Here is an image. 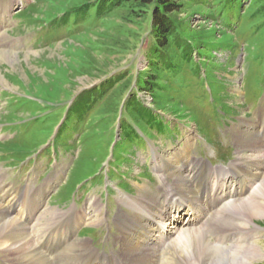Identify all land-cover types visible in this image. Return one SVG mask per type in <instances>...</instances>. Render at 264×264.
Segmentation results:
<instances>
[{
	"label": "rangeland",
	"instance_id": "1",
	"mask_svg": "<svg viewBox=\"0 0 264 264\" xmlns=\"http://www.w3.org/2000/svg\"><path fill=\"white\" fill-rule=\"evenodd\" d=\"M2 1L13 8L0 33V198L47 184L48 208L91 215L97 200L110 227L88 223L77 239L101 253L120 251L121 198H139V184L156 190L174 181L157 171L155 155L191 138L193 158L229 168L243 152L236 131H253L247 122L263 118L264 0L187 3L181 17L195 45L177 36L172 54L153 60L161 67L152 89L134 87L152 68L141 48L145 22L109 13L115 1ZM258 217L262 257L254 264H264ZM188 220L182 212L179 222ZM167 226L173 238L187 230Z\"/></svg>",
	"mask_w": 264,
	"mask_h": 264
},
{
	"label": "bare ground",
	"instance_id": "2",
	"mask_svg": "<svg viewBox=\"0 0 264 264\" xmlns=\"http://www.w3.org/2000/svg\"><path fill=\"white\" fill-rule=\"evenodd\" d=\"M9 5L6 1L0 4V33L13 8ZM261 116L258 122H247L254 126L253 131H236L243 152L229 168H214L193 158L191 138L184 148L168 156L155 155L157 171L174 181L165 180L156 190L139 184V198H121L127 209H121L115 222L120 232L119 252L101 253L91 241L77 239L80 227L107 222L97 200L91 215L88 210L48 208L44 199L51 187L47 184L30 192L26 188L29 195L4 194L0 198V253L5 255L1 264H254L262 257L259 243L254 241L259 232L256 220L264 215V140L258 135L264 138ZM30 195L31 205L24 204ZM184 211L189 220L179 222ZM168 222L178 232L181 226L187 230L173 238ZM226 256H232V262L227 263Z\"/></svg>",
	"mask_w": 264,
	"mask_h": 264
},
{
	"label": "trees",
	"instance_id": "3",
	"mask_svg": "<svg viewBox=\"0 0 264 264\" xmlns=\"http://www.w3.org/2000/svg\"><path fill=\"white\" fill-rule=\"evenodd\" d=\"M115 1L114 8L109 11L117 12L124 18L133 16L135 19L144 21V40L141 41L142 51L147 53L150 59L151 73H141L134 87L150 88L155 82L154 73L160 70L161 65L153 61L162 55L169 56L173 52L175 38L184 36L187 46L193 44V36L187 32L189 25L186 19L181 17L187 3L193 0H109ZM117 2V4H116ZM112 6V5H111ZM82 5L77 7L80 10ZM142 38V39H143ZM147 39V40H145ZM146 44V45H145ZM185 51V47L181 48ZM150 76V77H147ZM130 90L134 87L128 82ZM121 102V101H120ZM120 103L117 104L119 111ZM117 111V112H118Z\"/></svg>",
	"mask_w": 264,
	"mask_h": 264
}]
</instances>
